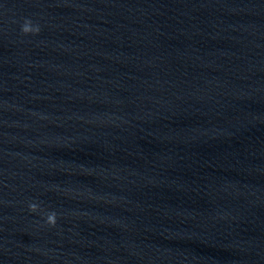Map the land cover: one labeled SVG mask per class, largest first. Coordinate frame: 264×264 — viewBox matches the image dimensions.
<instances>
[{"label": "water", "instance_id": "obj_1", "mask_svg": "<svg viewBox=\"0 0 264 264\" xmlns=\"http://www.w3.org/2000/svg\"><path fill=\"white\" fill-rule=\"evenodd\" d=\"M0 264H264V0H0Z\"/></svg>", "mask_w": 264, "mask_h": 264}, {"label": "clouds", "instance_id": "obj_2", "mask_svg": "<svg viewBox=\"0 0 264 264\" xmlns=\"http://www.w3.org/2000/svg\"><path fill=\"white\" fill-rule=\"evenodd\" d=\"M39 24H33L32 20L25 19L23 24L21 25V32L24 35L32 34L37 35L40 32ZM29 211L32 213L40 212V205L38 203H30L29 204ZM45 223L50 227H55L57 223V213L55 211L46 212L44 213Z\"/></svg>", "mask_w": 264, "mask_h": 264}]
</instances>
